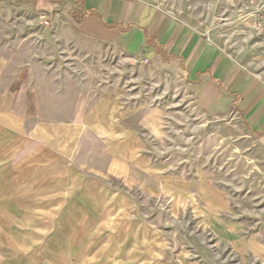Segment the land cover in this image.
Segmentation results:
<instances>
[{"label":"crops","instance_id":"obj_1","mask_svg":"<svg viewBox=\"0 0 264 264\" xmlns=\"http://www.w3.org/2000/svg\"><path fill=\"white\" fill-rule=\"evenodd\" d=\"M6 1L67 18L80 36L145 65L174 66L201 111L238 116L264 145V80L158 4ZM68 77L0 59V264H205L192 247L208 246L234 263L264 260L261 238L228 220L226 190L206 170L153 162L140 118L124 120L101 88L95 98ZM162 201L172 218L188 213L209 244L185 243L174 227L170 241L164 216L147 213Z\"/></svg>","mask_w":264,"mask_h":264},{"label":"rangeland","instance_id":"obj_2","mask_svg":"<svg viewBox=\"0 0 264 264\" xmlns=\"http://www.w3.org/2000/svg\"><path fill=\"white\" fill-rule=\"evenodd\" d=\"M147 1L206 34L230 58L264 80V39L247 23L242 3ZM66 19L20 1L0 0V59L34 74L57 72L65 81L73 76L69 82H86L94 97L101 88L111 106L129 113L124 120L140 118L149 159L186 171L195 166L197 171L206 170L226 190L228 220L240 224L247 237L258 236L264 243V145L259 139L236 115L214 117L201 111L186 95L174 66H150L140 58L124 56L115 46L80 36ZM146 207L148 214L164 216L170 241L174 227L185 243L209 244L211 238L199 236L194 219L181 208L172 218L167 201ZM192 249L205 264H264L249 257L245 263H234L214 246L206 251Z\"/></svg>","mask_w":264,"mask_h":264},{"label":"built area","instance_id":"obj_3","mask_svg":"<svg viewBox=\"0 0 264 264\" xmlns=\"http://www.w3.org/2000/svg\"><path fill=\"white\" fill-rule=\"evenodd\" d=\"M243 12H246V19L248 21L253 20L252 27L255 31L262 36L264 39V0H260L259 7H256L253 11L247 9V7L243 8ZM141 63L147 64L148 61L146 59H142Z\"/></svg>","mask_w":264,"mask_h":264}]
</instances>
